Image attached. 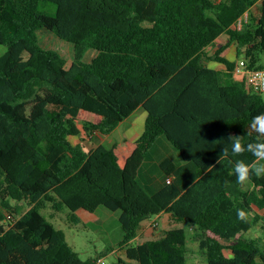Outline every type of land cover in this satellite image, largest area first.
I'll use <instances>...</instances> for the list:
<instances>
[{
  "label": "trees",
  "instance_id": "1",
  "mask_svg": "<svg viewBox=\"0 0 264 264\" xmlns=\"http://www.w3.org/2000/svg\"><path fill=\"white\" fill-rule=\"evenodd\" d=\"M40 28L73 44L69 66L41 45ZM223 34L227 41L216 43ZM90 48L97 54L87 61ZM262 51L264 0H0V264H98L81 258L45 216L49 204L57 212L67 207L74 224L80 208L120 210L119 248L136 264H264V236H248L264 229V175H251L246 188L237 183L228 159L255 158L231 156L227 140L258 138L250 124L264 113V99L234 69L241 57L258 66ZM206 58L225 65L223 76ZM199 86L208 107L193 110ZM141 105L148 115L137 139L87 147ZM195 111L223 123L216 151L198 155L186 145L196 137L190 126L202 119ZM161 137L183 162L161 160L171 182L152 183L144 168ZM226 146L229 157L218 163ZM237 209L249 214L247 222ZM162 212L193 226L199 251L184 226L135 242L142 222Z\"/></svg>",
  "mask_w": 264,
  "mask_h": 264
},
{
  "label": "rangeland",
  "instance_id": "2",
  "mask_svg": "<svg viewBox=\"0 0 264 264\" xmlns=\"http://www.w3.org/2000/svg\"><path fill=\"white\" fill-rule=\"evenodd\" d=\"M38 35L40 43L43 47L52 48L59 51L67 58L69 64H71L74 55V46L71 42L60 38L56 33L47 28L38 29ZM226 41L227 36L223 34L217 39L216 43L219 44ZM208 51L210 54H213L214 48L210 46ZM96 53L97 51L95 49L90 48L87 51L85 60L90 61L91 57H93V54ZM235 56L236 45L232 44V47L229 50V57L234 58ZM257 65L264 67V51L260 53ZM261 95L264 99V92L261 93ZM134 116L127 120L130 122L132 119H134ZM127 125L128 122H125L119 126L117 131L111 133H102L100 131L96 132L93 138L86 141L87 147L91 148L93 146L99 145L100 143L110 146L113 143L123 141L125 139H136L138 136L134 137V134L127 133ZM152 152L153 151H151L150 154H156ZM247 186L248 183L245 185V188ZM28 208L29 206L24 204L17 216L21 215ZM42 212L51 222L55 224L56 227L65 231L68 242L79 253L81 258H101L102 261L98 262V264H136L135 261L126 258L125 248H119V241L122 239L124 234L122 224L119 219L121 213L120 210H111L104 205H100L95 212H87L82 210L80 216H82L83 219L79 224L70 222L69 209L67 207L60 212H57L49 204L46 208L42 209ZM152 217L154 218L155 215ZM157 219L160 221L158 226H154L152 224L153 219L150 218L144 222L135 242L156 239L161 237L164 231L169 228L184 226L186 228L188 237L190 238L189 244L191 246L197 247L196 250H200L198 243L194 241V238L192 237L194 233L193 226H191L188 221H177L172 215L169 214L159 216ZM248 236L253 238H262L264 236V229L260 226L255 227L250 232H248ZM224 242L229 244L228 240H225ZM227 253H231L229 248H227ZM197 255L202 256L199 252ZM120 256L126 260L125 263H121L119 261ZM189 264H206V262L200 259H195L190 261Z\"/></svg>",
  "mask_w": 264,
  "mask_h": 264
},
{
  "label": "crops",
  "instance_id": "3",
  "mask_svg": "<svg viewBox=\"0 0 264 264\" xmlns=\"http://www.w3.org/2000/svg\"><path fill=\"white\" fill-rule=\"evenodd\" d=\"M96 54H93V57H91V60L96 56ZM68 64H69V61L67 62V65ZM205 64L207 66L217 70L218 72H220L221 76H223L222 71L225 68V65L223 63L215 61L213 59H207L205 61ZM235 78L237 79L236 76H235ZM228 81H231V80H228ZM225 82L226 81L223 79L222 84H224ZM197 90H195L194 94H192V96H191L192 104H195V106L193 107V110H195L197 108V104H202V105L206 104L205 99H203L204 98V91L202 90L201 86H199V88ZM206 107H208V104H206ZM194 114H195L194 116H196L197 119L198 118H202V119H201V122L195 121L190 126L191 129H193V132L195 133L196 137L191 141H186V145L189 147V150L192 153L198 154V155L203 154L204 152H208V151L209 152L216 151V148L211 146V145L213 143L218 142V130L221 127V125H223V123H220V121L216 117H213L211 115V113H206L204 115L200 112L195 111ZM147 115H148L147 109L143 105H141L130 116H128L126 119H124L116 127V129L113 130L112 132L117 131L119 129L120 125H122L125 122H128V125L126 126V128H127L126 130L128 131L127 133L134 134L133 135L134 137H136V136L139 137L142 134V132L144 131L145 120H146ZM133 116H134V119H132L129 122L127 119H129L130 117H133ZM177 128H180V126L179 125L175 126V129H177ZM70 139L75 144L80 142V139L77 136H71ZM132 140H135V139H132ZM152 151H153L152 153H156V154H154V155L150 154V156H149L150 164L144 168V172H145L147 178L153 179L152 183H161V182H164L165 179L167 180V178H168V176L165 177V175L163 173L161 174V170L159 169V164H160L161 160L169 157V158L174 159L177 162H183L182 156L180 154V151L176 147H174L173 144L170 141H168L165 137H161L157 141L156 148H154ZM200 156H202V155H200ZM157 169H158V171H156ZM247 183H249V182L247 181L245 183V185ZM82 210L88 212V210H86L84 208H80L77 211V214L79 216H80ZM164 214L171 215L170 213L162 212L161 214L155 215L154 218L150 217V219H157L159 216H163ZM80 217L83 219L82 216H80ZM147 219H149V218H147ZM147 219H145L142 222V226H143L144 222L147 221ZM159 224H160V221H159ZM139 233H140V231H139ZM138 235H137V237H138ZM136 238H135V240H136ZM141 242H143V241H141ZM137 243H140V242H137Z\"/></svg>",
  "mask_w": 264,
  "mask_h": 264
},
{
  "label": "clouds",
  "instance_id": "4",
  "mask_svg": "<svg viewBox=\"0 0 264 264\" xmlns=\"http://www.w3.org/2000/svg\"><path fill=\"white\" fill-rule=\"evenodd\" d=\"M250 128L258 134L255 142H249L247 145L242 143V137L239 135H229L227 140L231 141V156L238 157L245 152H249L255 158L252 163H246L242 159H237L234 162L229 157V148L226 146L221 152L218 163L228 159V163L233 165L234 173L236 175L237 183L243 185L251 175L257 178L264 175V113L253 117ZM237 218L242 222H247L249 214L244 209L236 210Z\"/></svg>",
  "mask_w": 264,
  "mask_h": 264
},
{
  "label": "built area",
  "instance_id": "5",
  "mask_svg": "<svg viewBox=\"0 0 264 264\" xmlns=\"http://www.w3.org/2000/svg\"><path fill=\"white\" fill-rule=\"evenodd\" d=\"M241 22L242 20L240 19L238 24L242 25ZM234 72L237 78L244 77L254 91L259 93L264 92V67L252 65L248 58H240L237 61ZM171 179L172 177L168 176L167 181L171 182ZM152 224L154 226H158L159 221L157 219H153ZM101 261L102 259L99 258L98 262Z\"/></svg>",
  "mask_w": 264,
  "mask_h": 264
}]
</instances>
